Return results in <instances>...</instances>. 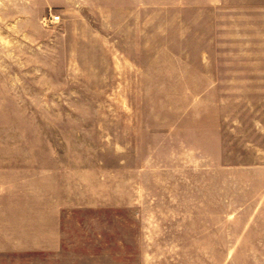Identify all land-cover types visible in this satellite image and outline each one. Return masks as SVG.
Wrapping results in <instances>:
<instances>
[{
  "label": "rangeland",
  "instance_id": "rangeland-1",
  "mask_svg": "<svg viewBox=\"0 0 264 264\" xmlns=\"http://www.w3.org/2000/svg\"><path fill=\"white\" fill-rule=\"evenodd\" d=\"M238 4L0 0V264L248 262L264 103Z\"/></svg>",
  "mask_w": 264,
  "mask_h": 264
},
{
  "label": "crops",
  "instance_id": "crops-1",
  "mask_svg": "<svg viewBox=\"0 0 264 264\" xmlns=\"http://www.w3.org/2000/svg\"><path fill=\"white\" fill-rule=\"evenodd\" d=\"M237 9L238 46L240 62L238 67L239 82L245 83L248 91L255 92L264 103V0H238ZM264 184V173H262ZM264 186V185H263ZM262 217L239 219L232 225L239 226L238 254L242 259H249L246 264H264V194L262 198ZM224 220V225H227ZM217 247L220 255L231 256L225 241L230 236L224 232L218 234ZM5 248L0 247V252Z\"/></svg>",
  "mask_w": 264,
  "mask_h": 264
},
{
  "label": "built area",
  "instance_id": "built-area-1",
  "mask_svg": "<svg viewBox=\"0 0 264 264\" xmlns=\"http://www.w3.org/2000/svg\"><path fill=\"white\" fill-rule=\"evenodd\" d=\"M59 16L58 15H56V16H52V18H51V22H56L57 20H59Z\"/></svg>",
  "mask_w": 264,
  "mask_h": 264
}]
</instances>
